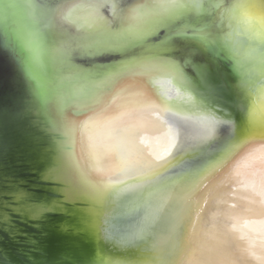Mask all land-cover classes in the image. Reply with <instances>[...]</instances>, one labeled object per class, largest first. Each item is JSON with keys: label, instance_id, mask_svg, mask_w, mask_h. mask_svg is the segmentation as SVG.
Wrapping results in <instances>:
<instances>
[{"label": "water", "instance_id": "water-1", "mask_svg": "<svg viewBox=\"0 0 264 264\" xmlns=\"http://www.w3.org/2000/svg\"><path fill=\"white\" fill-rule=\"evenodd\" d=\"M209 11L220 36L189 32L182 18ZM160 80L217 118L228 147L264 140V3L0 0V264L162 259L167 214L157 230L119 220L150 180L137 202L123 186L162 170L108 180L86 144L92 121Z\"/></svg>", "mask_w": 264, "mask_h": 264}, {"label": "bare ground", "instance_id": "bare-ground-1", "mask_svg": "<svg viewBox=\"0 0 264 264\" xmlns=\"http://www.w3.org/2000/svg\"><path fill=\"white\" fill-rule=\"evenodd\" d=\"M115 108L89 124L88 154L112 181L162 170L123 186L136 202L146 191L119 216L122 230L137 223L157 230L167 214L155 244L162 259L152 264H264V140L228 147L216 134L217 118L165 80Z\"/></svg>", "mask_w": 264, "mask_h": 264}, {"label": "rangeland", "instance_id": "rangeland-1", "mask_svg": "<svg viewBox=\"0 0 264 264\" xmlns=\"http://www.w3.org/2000/svg\"><path fill=\"white\" fill-rule=\"evenodd\" d=\"M261 2L264 3V0H260ZM177 0L173 1L170 3V5H175ZM257 1H254L252 3V6L257 4ZM187 20L188 23V31L189 32H195L196 35H199V33H207V34H212L215 37H219L221 34V30L223 29L222 25L217 24L215 25V18L213 11H209L206 14H197V15H192L189 16L188 14L185 16V18H182V20ZM205 20V21H204ZM161 105V104H160ZM177 113L176 111H174ZM179 113H184L183 107L178 110Z\"/></svg>", "mask_w": 264, "mask_h": 264}]
</instances>
